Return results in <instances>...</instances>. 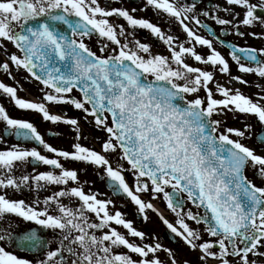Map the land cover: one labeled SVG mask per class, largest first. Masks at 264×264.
<instances>
[{"label": "snow or ice", "instance_id": "1", "mask_svg": "<svg viewBox=\"0 0 264 264\" xmlns=\"http://www.w3.org/2000/svg\"><path fill=\"white\" fill-rule=\"evenodd\" d=\"M135 2L0 0V73L13 81L0 80V96L73 133L70 149L54 146L0 103V264H192L89 187V167L144 221L155 212L199 264H264V85L252 95L238 86H251L247 75L264 80V47L225 39L264 40V0ZM148 9L168 27L137 15ZM94 37L98 50L87 42ZM19 71L36 82V99L19 95ZM229 114L256 118L260 150L244 142L253 125L229 126ZM25 190L30 199L10 195ZM161 198L174 220L153 203Z\"/></svg>", "mask_w": 264, "mask_h": 264}, {"label": "flooded vegetation", "instance_id": "2", "mask_svg": "<svg viewBox=\"0 0 264 264\" xmlns=\"http://www.w3.org/2000/svg\"><path fill=\"white\" fill-rule=\"evenodd\" d=\"M101 3L104 4V0H101ZM121 4H123L126 7H139L140 6L138 3L135 2V0H112V4L110 6L119 7V6H121ZM137 15L146 16V17L152 19L154 22L155 21H160V17L156 13H154L152 9H148L147 11H143V12H138ZM160 22H161L162 26L168 27V25L164 24L163 21H160ZM209 23L219 33V27L214 25L211 21H209ZM255 30L256 31H260L259 28L255 29ZM173 31H175L178 34L182 35V30L179 28L178 25L173 28ZM139 36H140V38L142 40L150 42L153 45H160L161 44L157 40H155L153 37H151L150 34H148L147 31H145V30H141V32L139 33ZM225 39L228 40V41H232V42H235L237 44H240L242 46L243 45H249V46H254V47H257V48L264 47V40L254 39L252 37H246L244 39H241V38H238V37H236L234 35H229V36L225 37ZM93 41L96 42V39L93 38ZM7 47H8L10 52H13L14 46L11 43H7ZM218 47H220V50L227 56L229 50L226 47H223V46H219L218 45ZM3 59H5V56H4V54L2 52H0V61H2ZM234 66L236 67L235 64H234ZM14 74L16 75V79L19 80L20 83H21V81L23 80L21 72L19 71V72H16ZM245 77H247V80L249 82L251 80H258V78L254 74L247 75ZM0 80H3L5 83H9V84L13 83V81L11 79H9L3 73H0ZM258 81L263 83V85H264V80H258ZM19 95L22 96V97L30 98V99H36L37 98V97L32 96V95H28V96L23 95L21 92L19 93ZM0 103H4L5 107L9 111L10 115H12L13 117L29 119L33 123H35L37 128H38V130L45 136V139L48 140L49 143H52L54 146H57V147L70 149V146L72 144V139H70V138H68L66 136H61V133L59 131H55L52 128H47L46 129L47 125H49L51 123L44 121L42 119V117L38 113H35V112H32V111L20 110V109L16 108L12 103H10L6 98H4L2 96H0ZM254 120H255V126L253 128L254 129L253 135L251 136V138L246 139L245 143L248 144L249 146H252V147L256 148L257 150H260L262 145L257 142L256 135H255V133L259 131L260 126H258V124H257L258 122H257L255 117H254ZM53 126H56V125H53ZM3 127H4V125L2 123H0V129H3ZM50 131L51 132H57L58 135L57 136H50L49 135ZM8 142H9V144H11V143H18L19 141H17L13 137V138H9ZM24 146L31 147L33 145L31 143H26ZM4 147H6L5 144H0V148H4ZM69 166L76 167V168H83L84 167V165L79 164V163H74V164H71ZM28 170L30 171L31 168H29ZM40 170H44L43 166L40 168ZM248 175L257 184L261 183V181L256 179V177L253 176V174L251 172H249ZM81 178H82V180L83 179H87L89 181V185L88 186L93 188V190H97V191H99L101 193H107L109 197H111L112 199H114L116 201L117 207H119L121 211L126 213V203L125 202L127 201V199L125 197H122V196L121 197L113 196L111 190L106 186V182L103 179H101L99 176H97V174L92 170L91 167L88 168V171H87L86 174H84V173L81 174ZM10 195H12L13 198H24V199H30L31 198V195L28 193L27 190H25L22 193L21 192H17V193H11L10 192ZM189 206L191 207V205H189ZM10 223H12L14 226L17 223H19V226L21 228L26 229V230L34 228V227H37L36 225H34V224L30 223V222H20L18 220V218H13L10 221ZM121 230H123V229H121ZM44 234H46L47 238L52 239L51 234L48 233L47 230H44ZM205 238H207V237H205ZM163 244L165 246H168V247H169V245L172 246L171 243H169L167 241H164V240H163ZM52 247H55V244H53ZM175 249H174V251L176 253V257L181 262L183 260L187 259V260L191 261L192 264H199V261L197 259L198 253L190 251L187 248V246L184 245V243L182 241H180V246L175 248ZM261 251H264V249H261ZM178 252H179V254H177ZM17 254L21 255V256L27 255V256H29V258H32V254L28 253V252L19 251ZM160 256H161L162 259L167 260V254L166 253L161 252ZM209 264H215V261L210 260Z\"/></svg>", "mask_w": 264, "mask_h": 264}, {"label": "rangeland", "instance_id": "3", "mask_svg": "<svg viewBox=\"0 0 264 264\" xmlns=\"http://www.w3.org/2000/svg\"><path fill=\"white\" fill-rule=\"evenodd\" d=\"M87 42L89 43L90 47H92L93 50H98L97 43L95 41H93V39L88 40ZM145 42H147V41H145ZM153 50L154 51H158V52H162V51H164V46L162 44L153 45ZM15 51H16V49L13 48V52H15ZM232 71H233L234 74H238L237 70H236V67L234 66L233 63H232ZM20 72L22 74V77L27 75L23 71H20ZM245 79H247V77H245ZM255 82H258V83L263 85V83L259 82L258 80H251L250 81V85L251 86H244V85H238V86L241 88L242 91L246 92L249 95H252V94H254V93H256L258 91V89L255 87ZM21 84L23 85L24 89L26 90V91H21V93L23 95H26V96L32 95V96H35V97H38L40 95L39 92H38V88H37L36 82L33 81L31 83H27L24 80H22ZM68 114L69 115H79L78 112H73L71 110H69ZM245 120H247L248 123H251L253 125V128H254V126H255L254 116L245 117L244 115H239L236 119H233L231 114H229L227 123H228L229 126L243 128ZM47 128H52L55 131H59L61 133V136H66V137H68L70 139H72V137H73V133L65 125L61 124L60 126L59 125L58 126L57 125L53 126L52 124H49V125H47L46 129ZM93 135L99 136V137H104V133L103 132H96L94 130H93ZM244 142H246V141H244ZM93 143L95 144V146L97 148H99V142L98 141H93ZM128 179H129V182L131 183L132 177L128 176ZM144 198L148 199L149 197L145 196ZM156 202L162 207V211L161 212H163L164 215L169 220H174L173 214L167 209L166 204L163 201V199L161 198V199H157V200L153 201L154 204ZM125 203H126V214H127L128 218L132 219L134 221L135 225L139 228V226H138V214L136 212L135 206L132 205L128 200ZM148 215H149V220L148 221H144L143 220L142 226L140 228L145 230L146 232H148L150 234L154 233V234L158 235L159 238H160V241L163 243L162 233L166 229V226L162 223V221L159 219L158 215L155 212H152L151 210H149ZM166 247H168V246H166ZM168 248H171V249L174 250L177 247H172L171 245H169ZM177 254H179V252Z\"/></svg>", "mask_w": 264, "mask_h": 264}, {"label": "water", "instance_id": "4", "mask_svg": "<svg viewBox=\"0 0 264 264\" xmlns=\"http://www.w3.org/2000/svg\"><path fill=\"white\" fill-rule=\"evenodd\" d=\"M164 238H165L166 240H169V241L173 242V244H175V245L178 244L177 239H173V238H172V235L169 234V232L164 233Z\"/></svg>", "mask_w": 264, "mask_h": 264}]
</instances>
